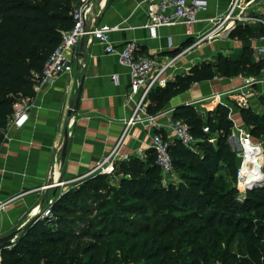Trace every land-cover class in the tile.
<instances>
[{"label": "trees", "instance_id": "1", "mask_svg": "<svg viewBox=\"0 0 264 264\" xmlns=\"http://www.w3.org/2000/svg\"><path fill=\"white\" fill-rule=\"evenodd\" d=\"M77 1L0 0V147L5 141L14 105L35 97V88L47 58L59 45L62 32L73 26L72 12ZM229 36L240 42L264 36V23L258 27L249 23L237 24ZM262 68L264 58L254 59L251 47L242 45L237 56L217 53L211 59L193 65L187 73L175 75L164 87L152 89L148 96V112L159 113L172 98L195 83L215 77L257 76ZM258 100L264 107V95ZM230 113V106L220 102L203 114L191 104L174 108L172 118L183 119L193 136L200 140L195 151L171 140L172 165L175 172L180 173L176 184L164 183L151 148L146 150L145 159L128 156L127 160L114 164L120 180L113 191L118 201L123 202L119 207L122 213L109 217L103 211L90 220V223L97 221L102 227L101 231L90 234L97 242L92 249L103 250L115 245L118 254L114 258L84 256L79 250V242L74 245L65 240H79L81 236L57 226L62 219L54 218L56 213H67L68 205H79L83 207L82 211H87L89 200L97 203L100 185L107 177L98 174L55 199L50 217L34 218L11 247L0 251L1 264H199L200 256L206 258L203 264H264V178L239 199V191L234 185L236 172L232 186L218 174L221 163L228 166L235 163V154L229 151L230 146L225 140L234 126ZM239 114L252 137V134L261 135L264 148V110L259 113L251 106H241ZM205 127L207 132L203 130ZM155 132L168 139L166 131L157 129ZM212 132L216 133L214 141L208 137ZM106 205L101 202L97 207ZM127 212L142 216L130 217L124 214ZM176 212H185L188 218L198 219L214 232L217 239L211 244L210 251L205 248L199 255L195 253L196 249L186 250L189 244H194L192 233L198 229L196 224H190L187 232L170 243L160 239L165 229L173 227L174 221L181 223ZM53 224H56L55 228L51 227ZM219 225L229 231L227 236L220 235ZM117 234L122 238L114 239ZM237 234L242 236L240 252L228 248Z\"/></svg>", "mask_w": 264, "mask_h": 264}, {"label": "crops", "instance_id": "2", "mask_svg": "<svg viewBox=\"0 0 264 264\" xmlns=\"http://www.w3.org/2000/svg\"><path fill=\"white\" fill-rule=\"evenodd\" d=\"M81 1L78 0L75 7ZM205 1L206 7L197 13V21L190 27L183 24L163 26L151 36L145 27L148 16L143 0H94L88 26L116 27L110 33V40L115 46L120 47L133 40L139 55L164 62L183 52L209 30L210 19L224 14L231 2ZM250 12L256 20L249 24L258 27L264 23V3L263 7H252ZM230 32L224 30L221 35L184 51L169 70V79L187 73L193 65L209 60L217 53L229 55L239 49L242 42L230 38ZM259 38H249L254 59L264 58L263 52L256 51L264 47V40ZM78 47L69 75L62 76L52 84L36 86V94L29 101L30 108L24 124L15 126L11 117L8 121L5 141L0 147V200L12 201L0 215L2 236L34 217L45 196H55L89 173L96 162L118 142L124 130V121L131 114L133 102L128 98V67L118 63L116 54H106L104 46L98 43L87 41L83 56L78 55ZM114 75L116 80L112 79ZM244 76L247 75L213 78L193 84L168 102L162 110L160 122L165 123L168 115L180 104H197V110L206 111L203 99L220 91L224 92V96L218 98L220 103L228 105L229 101L236 102L235 94L243 85ZM80 85L78 107L69 114V105ZM263 95L264 73H261L249 96L250 106L255 112L264 110L258 100ZM237 115L239 118H230L234 126L246 129L240 114H234ZM158 130L166 131L168 139H173L171 131ZM65 131L67 145L63 153ZM150 136L151 130L142 124L129 127L122 140L121 152L145 159V152L150 148Z\"/></svg>", "mask_w": 264, "mask_h": 264}, {"label": "built area", "instance_id": "3", "mask_svg": "<svg viewBox=\"0 0 264 264\" xmlns=\"http://www.w3.org/2000/svg\"><path fill=\"white\" fill-rule=\"evenodd\" d=\"M93 1L82 0L73 9V26L69 30L62 32L59 45L47 58L43 66L38 84H52L62 76L69 75L72 72L77 47L84 35H86L88 42H95L104 46L106 54H116L118 63L129 69L128 98L133 102L132 111L130 116L124 121V130L118 142L112 150L96 162L90 173L111 174L116 162L127 160L128 155L121 152L123 137L129 127L142 124L151 130L149 147L153 150L154 162L160 169L164 183L169 184L173 181L169 180L170 177L175 174L169 153L171 140L164 138L161 134L155 132V130L165 129L171 131L173 140L180 142L191 151L196 150V144L200 140L193 136L189 125L183 119H173L172 113L168 115L165 123H161L159 119L162 116V111L155 115L150 114L148 112V96L150 91L156 87H164L166 85L169 80V70L184 51L221 35L224 30H232L239 23L244 24L256 20L255 16L251 14L250 9L254 5H262L264 2L263 0H231L227 11L224 14L211 18L210 29L199 36L192 45L185 48L183 52L169 57L164 62H157L148 56L139 55L137 53V44L133 40L125 42L120 47L115 46L110 40V33L116 27L88 26ZM143 5L148 16L145 27L149 29L150 35L154 36L156 29L163 26L183 24L190 27L197 21V13L206 7L207 2L205 0H143ZM259 39L264 40V36H261ZM256 51L264 53V47L257 48ZM261 73H264V68H262L257 76L243 77V85L239 88V92L235 94L241 106H250L249 96L252 92V86L258 81V76ZM112 79L116 80V75L112 76ZM229 93L230 95L233 94L231 91ZM220 96H224V92H217L205 97L203 100L219 98ZM29 108V100H22L14 105L11 120L15 126L19 127L24 124ZM198 111L202 114L205 113L203 110ZM203 130L207 132L208 128L205 127ZM232 134V137L237 142L239 151L242 153L234 182L235 187L239 191L238 198L242 199L245 195V186L251 181L248 180L250 173L244 170L248 154L253 151L257 155H260V163L262 164L258 172L251 176L253 179H263L264 148L262 142L255 140L244 128L234 126ZM11 201L12 199L0 200V215ZM52 202V198L49 199L47 207L41 213L39 212L38 217L40 219L52 215ZM1 236L2 232L0 229Z\"/></svg>", "mask_w": 264, "mask_h": 264}, {"label": "rangeland", "instance_id": "4", "mask_svg": "<svg viewBox=\"0 0 264 264\" xmlns=\"http://www.w3.org/2000/svg\"><path fill=\"white\" fill-rule=\"evenodd\" d=\"M263 2H264V0H263ZM256 6L263 7V4L262 5H254L253 7H256ZM254 10H259V9L254 8ZM254 10H253V12H254ZM241 47H242V45L240 43L239 49H237L233 53H231L229 55H228V53H226V54L221 53V54H223L225 56H237ZM215 78H223V77H215ZM208 100L209 99H206L203 101V103H205V105H203L205 110L213 109L215 106V103L220 102L218 98H216V99L211 98L210 101H208ZM207 101H208V103H206ZM228 105L231 108L230 118H232V119L233 118H235V119L239 118L238 115L234 116V114L239 113V108H241V103L239 101L238 102L237 101L236 102L229 101ZM196 106H197V104H195V107ZM245 128L250 134V130L246 126H245ZM232 135L233 134H232V129H231L229 131V135L226 137L225 140L230 146V148L228 147L229 151L235 154V163H234V165L231 164L229 166H228V164L226 165L225 163H221V165H220L221 169L218 173L221 176H223L224 180L230 186L233 185V183H232L233 175L236 172L238 164H239V158L236 154V152H238L237 142H236L235 138L232 137ZM252 135L254 136L253 138L255 140L261 142L260 141L261 140L260 138H262L261 135H254V134H252ZM208 137L212 141H214V140H216V133L212 132V134ZM231 146L233 147V149H231ZM174 172H175V170H174ZM98 174L99 173H90L89 172L85 176H83L82 178H79L75 182L70 183L69 187H67L62 192H59L55 196H53V197L45 196L43 199V202L40 205L38 214H36L34 217H31V219L32 218L36 219L39 216L41 211L47 207L49 199L52 198V200L54 201L63 192H66L70 188L79 186L84 180L91 178V177L98 175ZM99 175H105L107 177L102 181V183L100 185L101 190L98 191L100 198L97 199V203L89 200L87 202V204L89 206L88 207L89 209L87 211H82L83 207H81L79 205H77V206L68 205L70 209L67 213H56V214H54V218L57 219V216H59V219L60 218L62 219L61 220L62 222L59 223V225L57 224V226H60L61 228L66 229L69 232L73 231L74 235L81 236V238L79 240L72 239V238L71 239L65 238V240L70 241L74 245L75 244L77 245V243L79 242L80 243V244H78L79 250H80V252H84V256L95 255L97 258H101L104 255L105 256L108 255V256H110V258H114V256L118 254V250L116 249L115 245H110V247L108 249H107V247H104L103 250L92 249L93 246L97 245V242H96L95 237H92L90 234H91V232L97 233V232L101 231L102 227L97 223V221L90 223V220H92L94 217H96L99 213H101L103 211H105L109 217L111 216V214L121 215L120 213H122V212H121V209H119V207H121L120 204H123V202L118 201L119 198L117 197L116 193L113 191L114 189L118 188L120 175H119V173H116L115 167H113V172L111 174H99ZM179 176H180V173L176 170L174 176L170 177L169 180H173L171 183L176 184L179 181V179H178ZM173 177H175V178H173ZM101 202H106V204H107L106 207H104V208L97 207V205ZM127 202H129V201L127 200ZM25 213H26V211L24 212V215H25ZM149 213L151 214V216H153L151 211ZM60 214H62V215H60ZM124 214H126L130 217H136V218H139L142 216V215H138V214H131L130 212H127ZM175 215L178 216L179 219H182L181 223L178 224V221H174V223L172 224L173 227L171 229H165L164 230L165 232L160 237V239L165 243H170V242H172L170 240H177L185 232H187V227L190 224L191 225L196 224V225H198V229L192 233L194 244H189L187 246L186 250L196 249L195 253L198 252V253H200L199 255H201L202 253L205 252V248L207 249V251H210L211 250L210 249L211 244L213 243L214 239H217V236L214 235V232L211 229L204 227L205 226L204 223L199 221L198 219L195 220V219L188 218L185 212H176ZM143 222L146 223L149 221L143 220ZM149 226L152 227L151 225H149ZM51 227L55 228L56 224L51 225ZM217 230L220 232V235L225 234V236H227L229 234V231L226 232L224 227L221 225L217 226ZM85 232H88L87 235H84ZM2 234H3V232H2ZM139 234H142V233H139ZM113 238L114 239L122 238V235L117 234V235L113 236ZM198 247H200V249H197ZM152 248H155V245H152ZM228 248L231 251L240 252V250L242 248V236L239 234L235 235V237H233L232 240L230 241ZM200 259H199V264H203L206 260V258L203 256H200ZM151 261L152 260H150V262ZM216 264H219V263H216Z\"/></svg>", "mask_w": 264, "mask_h": 264}, {"label": "water", "instance_id": "5", "mask_svg": "<svg viewBox=\"0 0 264 264\" xmlns=\"http://www.w3.org/2000/svg\"><path fill=\"white\" fill-rule=\"evenodd\" d=\"M86 41H87V37L86 35L82 36L80 43H79V47H78V55L83 56L85 53V45H86ZM243 47H250L251 46V41L250 40H244L242 42ZM81 88L82 85L78 86V89L76 91L75 94V98L74 100L71 102V104L69 105V111L68 113L70 114L71 112L75 111L78 107V103L80 100V94H81ZM246 130V129H245ZM64 136H65V140L63 142V148H62V152L65 153L66 150V145H67V131L64 132ZM231 149H233V147L231 146ZM238 149V147H237ZM238 158L240 159L242 157V153L239 151L236 152ZM248 180H251L249 184H247L245 186V192L250 190L252 187H254L255 185H258L262 182V178H255L253 179L251 175L248 176ZM34 218L30 219L28 222H26L23 226L15 229L14 231L10 232L9 234H6L4 236L0 237V251L5 249V248H9L11 247V245L13 244L15 238L17 237V235L23 231L24 229H26L28 227V225L31 223V221H33Z\"/></svg>", "mask_w": 264, "mask_h": 264}, {"label": "bare ground", "instance_id": "6", "mask_svg": "<svg viewBox=\"0 0 264 264\" xmlns=\"http://www.w3.org/2000/svg\"><path fill=\"white\" fill-rule=\"evenodd\" d=\"M260 163V155H257L253 151L248 154L244 170L250 173V175L256 174L258 172Z\"/></svg>", "mask_w": 264, "mask_h": 264}]
</instances>
